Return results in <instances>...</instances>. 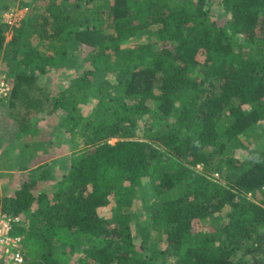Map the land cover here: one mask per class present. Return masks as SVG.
<instances>
[{"label":"trees","instance_id":"1","mask_svg":"<svg viewBox=\"0 0 264 264\" xmlns=\"http://www.w3.org/2000/svg\"><path fill=\"white\" fill-rule=\"evenodd\" d=\"M14 1L7 97L45 118L8 109L38 164L0 198L23 217L7 263L264 264V0H20L10 26ZM58 112L71 153L51 176Z\"/></svg>","mask_w":264,"mask_h":264},{"label":"rangeland","instance_id":"2","mask_svg":"<svg viewBox=\"0 0 264 264\" xmlns=\"http://www.w3.org/2000/svg\"><path fill=\"white\" fill-rule=\"evenodd\" d=\"M10 8H8L3 13V21L5 23H9L10 26L16 25L18 26L20 23V20L26 15L28 12L27 8H21L20 0L14 1ZM219 8L217 11L219 12ZM221 18V16L219 17ZM12 30V29H11ZM11 30H8L6 32L7 35V41L11 38L12 32ZM200 59L203 60L204 56H200ZM6 68L2 65V62L0 60V78L5 76ZM63 70H61L62 72ZM69 76L75 77L76 73L67 71ZM50 77L49 80L46 81V78H42V82H46V84L54 91L58 92L61 88V85L67 86L68 83L66 81H62L59 75V72H52L51 74H48ZM45 84V83H44ZM9 97L0 99V198H3L4 196L12 195L16 188L19 186L20 182L23 179L24 174H28L29 171L21 170L20 165L24 162V160L28 161V156L30 155V149H32L31 143L27 145V147L23 146V141L20 139L14 138V129L17 126V122L13 123L12 114L8 113V109H10L12 112H21V116H26L28 119L31 117L36 116L38 114L35 110H29L27 111L26 108L18 106L17 108H14L10 105ZM96 100H92L89 104L84 105L83 110L85 112H91ZM14 111H13V110ZM10 111V112H11ZM39 116H42L45 118V116L42 113L38 114ZM15 116V115H14ZM41 118V117H40ZM62 119L61 113H53L46 116V120L42 121L40 124L43 126V131H41V134H45L43 138L47 139L48 137H51L54 139L53 144L51 146H48V150H43L44 154H48L49 163L51 164V176L53 174L57 176H61L63 173L66 172L64 169V161L68 160L70 155V148H69V139L67 136H59L57 132H49V129L47 128V122L49 125V122L57 124ZM15 140H14V139ZM112 143L116 142V139L111 140ZM22 144V147L20 145ZM248 150L242 149L237 151L238 158L243 157L244 155H247ZM42 154V153H41ZM23 161V162H22ZM29 163V162H24ZM38 163H35V159L30 161L29 166L30 167H36ZM40 190H46L48 193H52V188L50 187L49 183L41 182L39 184V191ZM1 203V202H0ZM134 209H136V206H134ZM1 211V210H0ZM6 260V262H5ZM7 261L11 262L10 259H6L5 254L0 252V263L8 264Z\"/></svg>","mask_w":264,"mask_h":264},{"label":"built area","instance_id":"3","mask_svg":"<svg viewBox=\"0 0 264 264\" xmlns=\"http://www.w3.org/2000/svg\"><path fill=\"white\" fill-rule=\"evenodd\" d=\"M12 86L6 76L0 78V98H5L11 93ZM23 223V217L0 211V252L14 263H22V237L13 235L16 225Z\"/></svg>","mask_w":264,"mask_h":264}]
</instances>
